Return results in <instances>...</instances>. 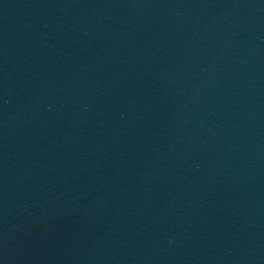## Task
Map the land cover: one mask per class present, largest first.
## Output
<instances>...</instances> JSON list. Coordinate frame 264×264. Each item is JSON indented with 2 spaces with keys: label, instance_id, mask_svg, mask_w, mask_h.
Returning a JSON list of instances; mask_svg holds the SVG:
<instances>
[{
  "label": "water",
  "instance_id": "water-1",
  "mask_svg": "<svg viewBox=\"0 0 264 264\" xmlns=\"http://www.w3.org/2000/svg\"><path fill=\"white\" fill-rule=\"evenodd\" d=\"M0 264H264V0H0Z\"/></svg>",
  "mask_w": 264,
  "mask_h": 264
}]
</instances>
